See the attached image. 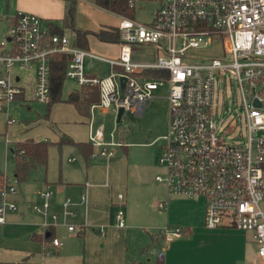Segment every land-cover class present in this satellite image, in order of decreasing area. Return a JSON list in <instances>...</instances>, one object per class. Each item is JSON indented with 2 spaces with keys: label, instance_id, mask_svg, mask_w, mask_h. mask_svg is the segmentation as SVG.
I'll return each instance as SVG.
<instances>
[{
  "label": "built area",
  "instance_id": "obj_1",
  "mask_svg": "<svg viewBox=\"0 0 264 264\" xmlns=\"http://www.w3.org/2000/svg\"><path fill=\"white\" fill-rule=\"evenodd\" d=\"M147 2L156 7L146 21L121 16L116 60L76 47L65 34L52 35L50 24L41 17L17 11L9 22L8 39L0 42V111L9 124L16 121L8 109L21 92L11 82L14 66L34 69V99L49 101L50 60L56 54L72 55L64 77L79 86L97 87L96 106L116 114L122 109V115L142 116L155 91L167 85L169 127L157 159L166 173L157 180L164 183L169 197L201 200L206 229L251 232L256 256L264 264V136L260 135L264 131V0H128V7ZM141 45L155 48L154 62L133 61V47ZM86 58L108 62L110 73L88 77ZM148 71L159 76L149 78ZM226 74L239 89L241 110L236 124L245 128L244 142L238 140L241 133L225 137L234 126L224 125L212 106L216 75L225 78ZM89 140L105 158L112 155L109 146L122 145L104 143L99 130ZM15 194L16 179L1 177L0 223L7 212L18 209L11 198ZM36 194L40 203H26V207L40 215L43 228L63 225L69 232L75 230L68 219L76 215L74 206L87 204L85 193L79 203L66 197L59 209L51 202V189ZM117 199L114 223L122 228L123 195ZM99 232L104 235L103 227ZM158 233L165 249L168 241L181 237L182 228L165 225ZM60 244L56 237L50 243L52 247ZM164 249L156 253L158 262L164 259Z\"/></svg>",
  "mask_w": 264,
  "mask_h": 264
},
{
  "label": "crops",
  "instance_id": "obj_2",
  "mask_svg": "<svg viewBox=\"0 0 264 264\" xmlns=\"http://www.w3.org/2000/svg\"><path fill=\"white\" fill-rule=\"evenodd\" d=\"M1 1L11 5L10 9H6L4 16L6 30L17 11L35 14L50 26L63 29V0ZM75 7L74 25L77 30L96 33L102 28L118 27L98 23L95 29L86 28L80 22V13L83 10L96 12L97 6L93 0L90 6L84 0L80 3L75 0ZM114 15L121 18L120 15ZM63 34L74 44L75 37L69 29H65ZM5 38L8 39V30ZM87 40V51L103 58H118L119 43L102 42L93 34H89ZM142 52L148 54L137 58ZM132 59L135 62L152 63L156 59L155 48L151 45L133 47ZM110 68L106 61L92 58L84 60V70L88 77H106ZM1 70L0 65V73ZM65 80L64 77V83H70V90L66 92L65 98L62 97L61 91V102L53 103L49 107L48 102L43 103L46 104L45 108L33 105L37 110L31 113V116L20 120L19 108L30 111L32 104L38 102L33 95L35 71L21 66H14L11 70L12 85L21 92L8 105L9 112L16 118L14 123L9 124L5 114L0 111V177L15 179V163L11 155L14 143L32 140L46 142L50 146L46 167L37 168L40 170L37 174L31 170L29 179L24 183L19 184L16 181V194L11 198L17 202L18 209L7 212L0 223V264L19 262L24 258L27 259L26 264H260L256 256L257 245L251 232L227 227L208 230L204 227L203 202L202 210L196 214L187 209V204H180L189 200L169 197L166 188L162 191L157 184L156 199L150 201V188L146 189L137 184V177H140L142 172L135 163V158L138 159L139 155H134V149L149 148L143 156L148 160L149 166L152 161V169L155 171L151 149L154 140L132 141L130 144L126 131L123 136L125 140L118 138L116 132H110L107 140L104 121L100 117L107 115L111 110L99 108L95 102L85 115L79 113L75 106L66 100L71 93H80L82 87L89 86H79L74 80ZM162 87L166 88L165 94L159 95L158 91ZM162 87L155 91V98L162 96L166 99L167 85ZM96 109L100 110L99 113L95 112ZM120 119H117L116 114V122ZM98 130L102 132L104 143H122L120 146H109L108 150L112 151V155L107 158L99 155L101 148L89 140V136ZM63 139H69L71 143L61 144ZM80 145H90L88 158L82 154ZM3 156L10 159L9 172H12V176L3 169ZM130 164H133V168H130ZM47 188L54 193L51 202L56 204L57 209L66 197L79 203L80 195L85 193L87 204L74 206L76 215L68 219L69 223L75 224L74 231L69 232L63 225L45 229L41 225L40 215L26 207V203H40L36 192ZM118 194L123 195L121 206L125 226L122 228L114 223V214L120 203ZM156 203L157 207H161L159 203H164L163 213L156 209ZM164 225H178L184 231L180 238L168 241L165 249L161 235L151 230L153 227L161 229ZM99 227H103L104 235H100ZM49 229L60 241L59 246L52 247L50 243L47 245L43 241L33 239V235H44ZM219 240H227L226 249L219 250L214 247ZM187 243H195V246L185 249ZM160 244L161 247L156 250ZM47 248L50 249L49 253L46 252ZM161 249H164L165 256L162 262H158L156 253Z\"/></svg>",
  "mask_w": 264,
  "mask_h": 264
},
{
  "label": "rangeland",
  "instance_id": "obj_3",
  "mask_svg": "<svg viewBox=\"0 0 264 264\" xmlns=\"http://www.w3.org/2000/svg\"><path fill=\"white\" fill-rule=\"evenodd\" d=\"M83 2V0H78ZM86 1L87 5L92 4V0H84ZM89 2V3H88ZM86 6V5H85ZM11 5L7 3L6 1L2 2L0 0V41H6L5 34H6V25H5V15H6V9H10ZM156 7V4L153 2H147V3H140L136 4L133 11V16L136 20L140 21H146L148 17L150 16L151 11ZM96 8V7H95ZM85 9V8H83ZM99 7L96 8V12L89 13L87 11H82L80 13V22L82 26L89 28V29H95L97 27L98 23L106 24V25H112V26H118L120 22V18L116 15H114L111 12H107L106 10H98ZM132 9V8H131ZM92 41H94L92 39ZM91 42V39H90ZM215 51L209 50L208 53H214ZM142 54H148L145 52H142L140 55L137 56V58H142ZM150 54V53H149ZM151 55H149L150 57ZM137 60V59H135ZM65 81H69L66 79ZM233 82V81H232ZM70 90V83L65 82L64 87L62 89V97L65 98L66 92ZM165 87H162L159 89L158 93L159 95L165 94ZM62 98V99H63ZM45 108L46 104L34 102L32 104V108L30 111H27L26 108H19V119H24L29 116H31V113H34L36 111V107ZM212 106L217 109V118L224 122V125L226 124H232L234 127L229 128L227 132L225 133L226 138H230L237 133H241L243 137H239L238 140L240 142L245 141V128L240 127L236 124L238 119L240 118V108H241V100L239 99V89L236 84L230 83L228 79V74L225 75V78H220L218 75H216L215 83H214V93H213V99H212ZM99 109H96V113H99ZM101 119H103L105 132L107 133V140L110 132L115 133L116 132V125L119 126V130L123 132H127L128 136V143L131 144L132 141L136 142H147V141H153V146L151 149H153V167H155V171L152 169V161L151 166H149L148 160L146 157V153L149 151V148L143 147L139 149H134V155H139V158L136 159V165L141 170L142 175L139 178V181L137 184H141L143 188H150L149 190V200L156 199V188L155 185L157 184L159 186V189L162 191L165 190V185L162 182H159L157 180V176L165 177L166 170L164 166L160 165L158 163V155L162 149V147L166 144V141L164 140V135L167 134L168 131V125H169V109H168V103L165 98L162 96L154 98L150 104L146 107L144 114L140 117L136 116H128L126 114H123V117H121L119 123L116 122V113L114 111H109L107 115L101 116ZM115 136V134H113ZM260 135L264 136V131L260 132ZM129 144V145H130ZM115 150L117 148H114ZM8 151V150H7ZM9 152V151H8ZM159 152V153H158ZM10 154V152H9ZM144 155V156H143ZM134 156V157H135ZM143 157V158H142ZM151 160V156H150ZM2 163L5 165V172H9L10 165V159H7L6 156L2 157ZM3 165V166H4ZM9 165V166H8ZM130 168H133V164H130ZM34 173H40L39 169H34L32 172ZM12 176V172L10 173ZM8 174V175H10ZM13 181V180H12ZM180 204H187L189 206L187 209L189 211H194L196 214L202 210V201L193 199L189 200L187 202H181ZM159 205V204H158ZM263 208H264V202H263ZM156 209L160 212H164L162 207H157L156 203ZM181 210V209H178ZM165 226V225H164ZM163 226V227H164ZM162 228V227H161ZM158 227H153L151 230L153 232H158ZM228 233V232H223ZM250 236V235H248ZM227 240H219V242L215 243L214 247H218L219 250L224 248L226 249V242ZM162 244L158 245L156 247V250H158L161 247ZM195 246V243H187L185 244V249H192ZM209 246H204V248H208Z\"/></svg>",
  "mask_w": 264,
  "mask_h": 264
},
{
  "label": "trees",
  "instance_id": "obj_4",
  "mask_svg": "<svg viewBox=\"0 0 264 264\" xmlns=\"http://www.w3.org/2000/svg\"><path fill=\"white\" fill-rule=\"evenodd\" d=\"M65 5V11L63 16V29L50 26V33L52 35H61L65 29H69L74 34V46L87 49L88 40L87 36L93 34L98 40L108 43H120L119 32L115 27L109 29H100L96 33H90L88 31H80L75 28V0H63ZM95 6L107 10L111 13L125 16L128 18H134L133 9L128 7V0H93ZM72 60V55L68 54H56L50 60V96L48 101V107L56 102H61V91L64 83V74L67 68V64ZM147 77L156 78L159 76V72L148 71ZM99 93L97 87H82L81 92L71 93L66 100L72 103L77 111L81 114H86L89 107L98 102ZM123 117V116H121ZM119 122V121H118ZM116 135L121 140L124 139L125 132L119 130V126H116ZM71 143L69 139H63L61 144ZM49 144L46 142H35L32 140H25L23 142L14 143L11 148V155L13 156L15 163L14 177L17 183L21 184L29 179L31 170L37 168H45L47 165V157ZM90 145H80L82 154L88 158ZM1 182V177H0ZM184 231L182 230V233ZM53 231L49 229L44 235H33V239L38 242H44L48 245L51 243ZM153 241V240H152ZM27 259L24 258L19 262H4L2 264H26ZM129 264H138L132 262Z\"/></svg>",
  "mask_w": 264,
  "mask_h": 264
},
{
  "label": "water",
  "instance_id": "obj_5",
  "mask_svg": "<svg viewBox=\"0 0 264 264\" xmlns=\"http://www.w3.org/2000/svg\"><path fill=\"white\" fill-rule=\"evenodd\" d=\"M254 104L259 105L257 102H254ZM121 116H122V109H119V111L117 113V119L119 120Z\"/></svg>",
  "mask_w": 264,
  "mask_h": 264
}]
</instances>
